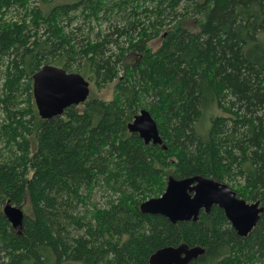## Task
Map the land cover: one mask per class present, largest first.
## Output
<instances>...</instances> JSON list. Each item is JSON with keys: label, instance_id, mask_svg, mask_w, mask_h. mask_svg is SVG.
Listing matches in <instances>:
<instances>
[{"label": "trees", "instance_id": "16d2710c", "mask_svg": "<svg viewBox=\"0 0 264 264\" xmlns=\"http://www.w3.org/2000/svg\"><path fill=\"white\" fill-rule=\"evenodd\" d=\"M48 64L91 93L43 120L33 76ZM144 109L162 146L131 130ZM171 176L264 208V0H0V264H150L182 244L205 249L190 264H264V212L244 238L217 206L197 222L143 214Z\"/></svg>", "mask_w": 264, "mask_h": 264}, {"label": "water", "instance_id": "95a60500", "mask_svg": "<svg viewBox=\"0 0 264 264\" xmlns=\"http://www.w3.org/2000/svg\"><path fill=\"white\" fill-rule=\"evenodd\" d=\"M33 82L35 102L43 120L62 116L68 108L85 103L91 93L90 81L80 73L49 64L33 76ZM131 130L139 134L146 145H163L158 124L148 110L137 115ZM215 206L224 211L233 229L243 238L253 231L264 212L259 202L250 203L240 198L228 184L204 176L169 177L164 194L144 201L140 211L177 224L197 222L202 211L209 214ZM3 213L13 229L20 232L25 217L23 209L7 202ZM204 254L205 249L200 246L190 248L182 244L158 250L152 255L150 264H190Z\"/></svg>", "mask_w": 264, "mask_h": 264}, {"label": "rangeland", "instance_id": "374dc122", "mask_svg": "<svg viewBox=\"0 0 264 264\" xmlns=\"http://www.w3.org/2000/svg\"><path fill=\"white\" fill-rule=\"evenodd\" d=\"M73 1L74 0H54V4L73 3ZM91 25L95 28L94 33L98 32L99 30H106L107 26H108L107 23H102V24L101 23H99V24L92 23ZM157 45H158L157 43L153 44L154 47H156ZM95 93H97L98 94L97 96H99V97L110 100L112 98V95H113V85H110L107 88H104L101 92L95 91Z\"/></svg>", "mask_w": 264, "mask_h": 264}]
</instances>
